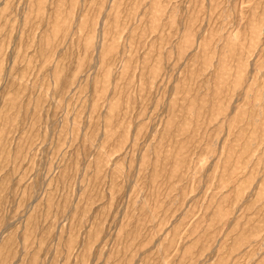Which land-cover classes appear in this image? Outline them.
Returning <instances> with one entry per match:
<instances>
[{"label":"rangeland","instance_id":"1","mask_svg":"<svg viewBox=\"0 0 264 264\" xmlns=\"http://www.w3.org/2000/svg\"><path fill=\"white\" fill-rule=\"evenodd\" d=\"M0 264H264V0H0Z\"/></svg>","mask_w":264,"mask_h":264}]
</instances>
